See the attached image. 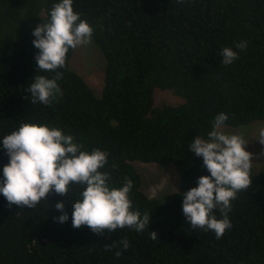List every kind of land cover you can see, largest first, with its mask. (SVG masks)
<instances>
[{"label":"trees","instance_id":"16d2710c","mask_svg":"<svg viewBox=\"0 0 264 264\" xmlns=\"http://www.w3.org/2000/svg\"><path fill=\"white\" fill-rule=\"evenodd\" d=\"M58 2L0 0V181L10 162L2 139L21 123L47 124L72 135L82 150L106 151L110 186L130 178L132 209L152 218L141 233L123 228L97 235L87 226L72 227L79 198L73 191L52 192L36 208L9 207L0 194V264H264V173L252 168L253 183L232 201V226L220 239L187 224L181 195L210 175L188 146L197 135L207 138L218 113L228 115L225 126L264 123V0H73L106 59L104 88L96 94L70 68V49L66 67L57 69L62 95L48 106L33 104L27 86L36 75L55 76L37 69L33 31L49 22ZM241 41L243 50L235 47ZM224 47L238 53L227 66ZM157 88L184 101L156 107ZM136 161L173 164L179 190L166 200L149 197ZM61 200L65 223L56 219ZM213 214L222 218L218 209ZM151 230L159 238L151 239ZM124 238L127 250H106Z\"/></svg>","mask_w":264,"mask_h":264},{"label":"clouds","instance_id":"9594fccd","mask_svg":"<svg viewBox=\"0 0 264 264\" xmlns=\"http://www.w3.org/2000/svg\"><path fill=\"white\" fill-rule=\"evenodd\" d=\"M93 31L89 22L80 19V14L74 11L73 0H60L54 4L49 22L40 23L34 29L33 45L40 50L35 57L37 69L54 72L55 76L36 75L35 82L27 86L33 104L39 102L48 106L58 93L62 95L57 81L63 78V73L57 69L66 67L70 49L92 42ZM235 47L243 50L247 43L241 41ZM221 56L225 66L238 59V53L232 47H224ZM228 118L226 113H218L207 138L197 135L190 142L188 147L197 157L203 158L210 175L199 177L198 186L181 194L182 213L187 224L193 230L212 231L217 239L232 226L228 218L232 201L253 183V153L245 147L249 142L243 135L223 131ZM255 139L264 145V127L256 130ZM2 144L10 162L3 168L0 194L7 199L9 207L36 208L42 199L48 200L52 192L65 196L73 191L79 197L73 203V228L87 226L93 233L103 235L106 230L112 233L123 228L141 233L149 227L152 215L147 212L141 215L139 210L132 209L129 194L133 181L125 178L121 187L108 183L110 172L103 171L108 164L106 151L99 148L82 150L83 144L76 143L75 138L62 129L30 122L21 123L18 129L2 139ZM77 188L80 189L78 192L75 191ZM55 207L62 213L57 221L67 222L69 215L64 211L65 202L61 200ZM216 209L222 218L213 214ZM150 238L156 240L158 233L151 230ZM119 246L127 250L130 244L124 238L105 247L110 250ZM121 255V250L115 252L116 257Z\"/></svg>","mask_w":264,"mask_h":264},{"label":"rangeland","instance_id":"374dc122","mask_svg":"<svg viewBox=\"0 0 264 264\" xmlns=\"http://www.w3.org/2000/svg\"><path fill=\"white\" fill-rule=\"evenodd\" d=\"M70 68L81 74L96 94L101 95L104 88L106 59L95 43L79 46L74 49L70 62ZM184 98L175 94L172 90H154V105L161 107L166 104H179ZM264 127L261 121H255L246 126L223 127V131L229 134H240L249 142L246 149L253 153V172L255 175L264 173V145L256 138V130ZM142 175V190L149 196L160 199H169L171 194L180 188V174L173 164L161 165L158 163L133 162ZM162 197V198H161Z\"/></svg>","mask_w":264,"mask_h":264}]
</instances>
